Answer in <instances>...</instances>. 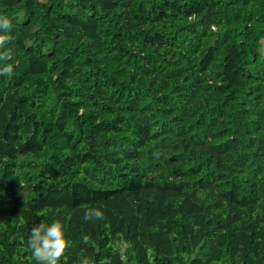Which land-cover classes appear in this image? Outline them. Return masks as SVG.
Returning a JSON list of instances; mask_svg holds the SVG:
<instances>
[{
	"label": "trees",
	"instance_id": "trees-1",
	"mask_svg": "<svg viewBox=\"0 0 264 264\" xmlns=\"http://www.w3.org/2000/svg\"><path fill=\"white\" fill-rule=\"evenodd\" d=\"M0 16V264H38L42 220L64 226L57 264H264V0Z\"/></svg>",
	"mask_w": 264,
	"mask_h": 264
},
{
	"label": "clouds",
	"instance_id": "clouds-1",
	"mask_svg": "<svg viewBox=\"0 0 264 264\" xmlns=\"http://www.w3.org/2000/svg\"><path fill=\"white\" fill-rule=\"evenodd\" d=\"M11 28L10 20L6 16H0V31L7 33ZM9 39L7 35H0V47ZM10 58L11 52L0 54V60L6 61ZM12 71L11 64L5 63L3 67H0V75H11ZM82 219L84 221L103 220L104 213L98 208L88 207ZM82 239L87 240V236H82ZM26 243L38 264H57L68 247L64 226L59 220H53L50 224L46 220L33 224ZM80 264H89V261L85 258L80 261Z\"/></svg>",
	"mask_w": 264,
	"mask_h": 264
},
{
	"label": "rangeland",
	"instance_id": "rangeland-1",
	"mask_svg": "<svg viewBox=\"0 0 264 264\" xmlns=\"http://www.w3.org/2000/svg\"><path fill=\"white\" fill-rule=\"evenodd\" d=\"M262 43H263V53H264V40H263V42H262Z\"/></svg>",
	"mask_w": 264,
	"mask_h": 264
}]
</instances>
